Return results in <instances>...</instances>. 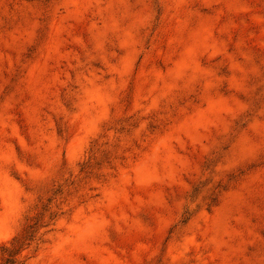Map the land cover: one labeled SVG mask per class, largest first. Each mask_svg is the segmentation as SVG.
Returning a JSON list of instances; mask_svg holds the SVG:
<instances>
[{"label": "rangeland", "instance_id": "rangeland-1", "mask_svg": "<svg viewBox=\"0 0 264 264\" xmlns=\"http://www.w3.org/2000/svg\"><path fill=\"white\" fill-rule=\"evenodd\" d=\"M0 264H264V0H0Z\"/></svg>", "mask_w": 264, "mask_h": 264}]
</instances>
